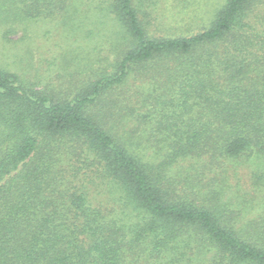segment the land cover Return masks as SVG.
Returning a JSON list of instances; mask_svg holds the SVG:
<instances>
[{"label":"trees","instance_id":"obj_1","mask_svg":"<svg viewBox=\"0 0 264 264\" xmlns=\"http://www.w3.org/2000/svg\"><path fill=\"white\" fill-rule=\"evenodd\" d=\"M209 1L0 0V264H264V0Z\"/></svg>","mask_w":264,"mask_h":264},{"label":"rangeland","instance_id":"obj_2","mask_svg":"<svg viewBox=\"0 0 264 264\" xmlns=\"http://www.w3.org/2000/svg\"><path fill=\"white\" fill-rule=\"evenodd\" d=\"M179 2L177 0H161L158 8V14L161 18L160 26L163 29H173L179 32L188 33L189 31L195 30L198 26V22L207 14L209 8V0H182ZM51 28L47 24H37L33 29L38 35L33 46V68L32 73L39 74L42 76V82L51 81L52 83H66V80L56 77L57 73H52L49 71L53 66L49 63L52 57L56 56L59 51L54 46L53 42L56 39L50 33L45 36L43 32ZM53 32V31H52ZM49 69V70H47ZM56 77V78H55ZM138 85L142 83L137 82ZM138 86H133L129 89L125 95L132 96L133 90H140Z\"/></svg>","mask_w":264,"mask_h":264}]
</instances>
